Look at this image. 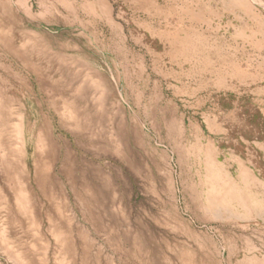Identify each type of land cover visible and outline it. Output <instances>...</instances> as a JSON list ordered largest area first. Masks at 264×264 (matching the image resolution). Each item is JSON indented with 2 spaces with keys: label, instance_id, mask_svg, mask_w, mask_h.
I'll use <instances>...</instances> for the list:
<instances>
[{
  "label": "rangeland",
  "instance_id": "rangeland-1",
  "mask_svg": "<svg viewBox=\"0 0 264 264\" xmlns=\"http://www.w3.org/2000/svg\"><path fill=\"white\" fill-rule=\"evenodd\" d=\"M0 264H264V0H0Z\"/></svg>",
  "mask_w": 264,
  "mask_h": 264
}]
</instances>
